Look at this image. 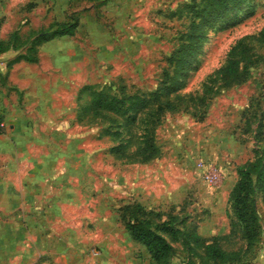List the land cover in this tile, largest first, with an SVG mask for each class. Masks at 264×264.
Masks as SVG:
<instances>
[{
	"label": "rangeland",
	"instance_id": "1",
	"mask_svg": "<svg viewBox=\"0 0 264 264\" xmlns=\"http://www.w3.org/2000/svg\"><path fill=\"white\" fill-rule=\"evenodd\" d=\"M191 1L0 0V41L11 43L0 52V95L5 94L0 98L27 112L26 130L43 133L54 148L60 142L57 167L62 173L49 182L79 201L82 238L95 239L87 247L99 251V264H119L125 255L153 264L145 248L130 239L117 210L133 200L152 208L153 221L176 217L173 264H264L261 192L252 197L260 236L249 248L231 206L237 168L255 155L264 159V45L251 42L252 55L240 64L243 81L208 79L238 38L264 26V0H245L239 10L208 27L195 68L179 89L160 93L158 101L170 104L158 113L152 97L130 124L91 106L93 93H150L164 70L175 74L167 56L187 39L192 14L186 5ZM204 1L195 0L198 6ZM69 14L78 20L73 35L42 42L33 61L16 58L35 32L68 20ZM144 130L157 146L147 161L140 152ZM201 159L216 174L215 185L202 178ZM0 194L5 200L0 206V260L9 264L4 250L18 230L15 221L21 220L18 197ZM54 227L64 233L62 224ZM191 228L224 250L239 251V259L218 263L201 247L189 250L182 232Z\"/></svg>",
	"mask_w": 264,
	"mask_h": 264
},
{
	"label": "trees",
	"instance_id": "2",
	"mask_svg": "<svg viewBox=\"0 0 264 264\" xmlns=\"http://www.w3.org/2000/svg\"><path fill=\"white\" fill-rule=\"evenodd\" d=\"M244 1L205 0L201 6H198L195 0H192L190 4L186 5L192 14L188 24L187 39L182 41L179 47L167 56L168 62L174 67L175 74L170 75L164 70L159 85L150 93L123 94L121 97L104 95L103 92L93 93L91 100L93 109H102L121 115L124 122L130 124L136 122L137 115L146 109L151 97L157 100L155 106L157 113L167 107L170 104L168 100L158 101L160 93H171L180 88L182 78L186 79L187 73L195 68L196 55L200 53L208 27L239 10ZM77 21V16L69 14L68 20L57 23L54 27L38 30L30 38L25 52L18 54L16 58H23L28 61L35 60L36 48L39 44L56 36L73 35ZM12 35L15 39L17 31H13ZM252 41L264 45V26L255 33L245 34L238 38L226 52L224 63L216 68L213 74L208 76V79L211 81L220 79L224 83L233 79L243 81L245 75L239 74L240 64L252 55ZM10 45V42L0 41V52L6 50ZM243 66L245 67L246 64ZM3 119L4 116L0 111V133L5 132ZM261 126L262 122L259 120L257 129L260 130ZM122 145L123 143H120L115 150H121ZM140 152L143 154L142 161L149 160L157 153V146H155L151 134H147L145 130L142 135ZM237 176L238 179L231 189V206L239 226L240 238L245 242V247L249 248L260 236L258 214L252 197L256 192H261L264 202L263 157L255 155L253 159L239 166ZM117 210L124 229L132 240L145 248L153 264H173L170 260L173 250L172 242L176 240L179 233L178 228L172 224V221L176 219L175 216L169 215L165 219L153 221L151 218L152 208H146L142 203L135 200L119 205ZM155 216L158 214L155 213ZM182 242L191 251L195 247L203 248L204 253L214 262L225 263L239 259V251L224 250L219 243L207 241L193 228L182 232Z\"/></svg>",
	"mask_w": 264,
	"mask_h": 264
},
{
	"label": "crops",
	"instance_id": "3",
	"mask_svg": "<svg viewBox=\"0 0 264 264\" xmlns=\"http://www.w3.org/2000/svg\"><path fill=\"white\" fill-rule=\"evenodd\" d=\"M0 96L5 97V94ZM4 101L0 98L5 125V132L0 133V192H10L12 200L13 196L18 197L16 212L21 220L15 221L18 230L10 236L12 242L7 251L4 250L5 261L9 264H99V251L87 247L95 243V239L82 238L79 201L63 196L61 185L51 186L49 182L51 177L57 179L62 173L57 167L62 154L60 142H54V148L43 133L26 130L27 112ZM47 168L53 169L52 172ZM22 194L25 198L20 200ZM2 201L5 200H0V206ZM24 224L27 228L23 229ZM58 224H62L63 234L52 228ZM120 259L119 264H141L129 255Z\"/></svg>",
	"mask_w": 264,
	"mask_h": 264
},
{
	"label": "built area",
	"instance_id": "4",
	"mask_svg": "<svg viewBox=\"0 0 264 264\" xmlns=\"http://www.w3.org/2000/svg\"><path fill=\"white\" fill-rule=\"evenodd\" d=\"M3 124V122L1 123V125ZM204 160H199V162L197 163V167H199V169L201 170V176L202 178L208 182L209 184H214L215 181V177L216 174L214 172L211 171V169L209 168V166H207V164L204 163ZM215 185V184H214Z\"/></svg>",
	"mask_w": 264,
	"mask_h": 264
}]
</instances>
